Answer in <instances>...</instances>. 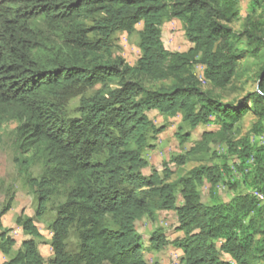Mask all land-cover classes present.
<instances>
[{"label": "trees", "instance_id": "obj_1", "mask_svg": "<svg viewBox=\"0 0 264 264\" xmlns=\"http://www.w3.org/2000/svg\"><path fill=\"white\" fill-rule=\"evenodd\" d=\"M240 3L0 0V129L17 123V163L40 205L57 193L64 197L49 226L52 255L41 254L40 229L27 217L22 227L29 238L14 253L3 243L10 256L0 264H146L137 222L162 211L177 213L174 233L183 236L172 243L182 264H264V202L256 195H264V139H251L264 137V0L250 1L236 30ZM175 20L185 24L192 44L187 51H170L163 42L164 25ZM139 24L141 56L131 65L108 44L114 32L131 34ZM248 56L261 62L257 89L223 101L215 90L232 85ZM96 85L93 95L82 97L79 87ZM73 97H82L76 116L65 108ZM153 110L181 115L192 131L218 127L204 130L192 153L210 151L217 142L227 148L225 161L173 181L168 168L164 175L146 174L144 148L164 130L150 118ZM251 114L257 121L239 136L241 121ZM231 156L238 159L234 167L244 190L219 201L217 185L238 183ZM36 165L45 169L41 179L29 173ZM205 183L211 203L199 190ZM72 230L79 241L74 252L67 248ZM168 241L162 228L150 237L157 248Z\"/></svg>", "mask_w": 264, "mask_h": 264}, {"label": "rangeland", "instance_id": "obj_2", "mask_svg": "<svg viewBox=\"0 0 264 264\" xmlns=\"http://www.w3.org/2000/svg\"><path fill=\"white\" fill-rule=\"evenodd\" d=\"M251 0H241L240 8L242 19L232 24L233 28L240 30L242 22L247 14ZM143 25L139 24L136 30L131 33L114 32L111 35L108 46L112 48L115 57L122 56L131 65H135L141 56L139 47L140 31ZM163 42L165 47L170 51H187L192 44L187 40L185 35V24L175 20L167 22L163 27ZM243 48V45H242ZM261 62L258 59L247 57L240 66V72L232 85L224 90H215L221 99L225 102L237 101L244 97L249 92L257 89V72L259 71ZM201 66H196L195 72L200 76L204 88H208V84L203 79V71ZM100 88V85L95 87H79L83 96H91ZM73 97L66 104V110L70 116L78 115V107L81 103V98ZM150 118L155 125L160 128L164 127L157 138L151 139L152 148H144V156L149 160V165L144 169L148 175L155 171L160 175L165 174V168L171 173V181L178 179L181 176L187 175L192 169L200 165H220L225 161L224 155L227 148L218 144L211 143L210 151L192 153V149L202 141V133L204 130L215 128L212 126H201L199 129L192 131L189 125L182 119V116H171L162 114L158 110H153L149 113ZM257 121L254 115H248L241 121V133L239 136L250 133L252 125ZM17 123L11 122L3 125L0 129V212L11 202V209L1 216L0 219V253L10 256L2 252V244H6V248L11 245L12 253L17 252L21 247L23 240L29 238L23 231L22 221L27 217L34 218L39 227L40 236H37L36 241L41 254L47 258L51 253L50 246L52 234L49 226L56 216L55 206L63 200V196L57 197V194L52 196L47 203L40 205L38 200V192L36 187L30 183L29 178L19 169L17 163V143L16 129ZM218 130V127L215 128ZM191 134L189 137L187 135ZM252 142L261 141L264 137L251 135ZM216 153V155H213ZM184 157L185 163H180L179 158ZM238 163V159L231 156L229 166L233 170V174L238 181L236 188L231 185H217L215 196L219 201H227L233 197L235 193L244 190L241 184V174L234 167ZM45 169L41 165H36L30 169V174L34 178L41 179ZM210 183H205L199 186L202 199L206 203H211ZM65 193V191H61ZM60 193V192H59ZM181 201V199L179 200ZM45 209L42 215H38L37 211ZM171 213V212H170ZM165 214L163 211L158 212L156 217L149 215L138 220L137 227L143 236L144 247L143 256L146 264H182L179 250L173 245L172 241L176 237L183 236L181 232H175V224L177 222V213L172 211L171 214ZM162 228L168 234V244L161 248L155 247L150 242L151 235L158 229ZM7 240L12 243L8 244ZM78 237L72 230L68 250L76 251L78 249ZM109 264V263H104Z\"/></svg>", "mask_w": 264, "mask_h": 264}, {"label": "crops", "instance_id": "obj_3", "mask_svg": "<svg viewBox=\"0 0 264 264\" xmlns=\"http://www.w3.org/2000/svg\"><path fill=\"white\" fill-rule=\"evenodd\" d=\"M152 112H153V111H151L150 114H152ZM180 203H183V202L181 201ZM164 213H165V214H169L170 212H164ZM171 213H172V212H171ZM171 213H170V214H171ZM50 250H51V253H49V256H48V257H50V256L52 255V247H51V246H50ZM179 253L182 254L181 252H179ZM48 257H47V258H48ZM7 259H8V257H7L6 255L0 253V263H2L3 261H5V260H7Z\"/></svg>", "mask_w": 264, "mask_h": 264}, {"label": "bare ground", "instance_id": "obj_4", "mask_svg": "<svg viewBox=\"0 0 264 264\" xmlns=\"http://www.w3.org/2000/svg\"><path fill=\"white\" fill-rule=\"evenodd\" d=\"M202 71H203V70H202ZM256 195L260 198L261 201L264 202V195L259 194V193H257Z\"/></svg>", "mask_w": 264, "mask_h": 264}]
</instances>
